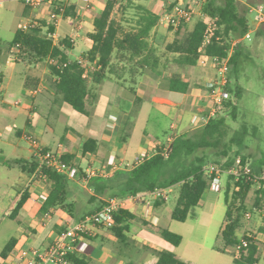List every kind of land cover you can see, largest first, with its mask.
Here are the masks:
<instances>
[{
  "label": "trees",
  "instance_id": "16d2710c",
  "mask_svg": "<svg viewBox=\"0 0 264 264\" xmlns=\"http://www.w3.org/2000/svg\"><path fill=\"white\" fill-rule=\"evenodd\" d=\"M258 4L264 7V0H248V6ZM114 5L115 0H108L104 9L94 18L93 31L88 34L92 45L84 55L94 68L89 71L86 78L82 76L84 68L68 53L73 47L72 44L68 40H62L56 45L52 43L50 34L54 30L53 24L42 21L39 26L30 27L26 31L18 29L8 44L9 48H18L22 56L26 55L33 62L53 59L52 62L47 61L48 85L61 102L68 104L80 114L88 115L87 99L95 98L96 86L108 75L114 76L122 83L127 82L128 88L134 92L136 77L144 68L158 71L160 57L156 54L155 46L149 41V37L159 17L142 8L137 19L138 25L125 28L111 16ZM200 9L216 18L217 25V30L210 43L206 45L205 52L209 56L226 57L231 49V41L249 30L245 11L240 9L238 0H206ZM42 27L47 29L43 32ZM204 28V23L197 20L187 34L182 38H174L166 45L168 52L176 54L174 61L179 66L196 65L197 50L203 39ZM242 45L243 42H240L232 46L229 58L230 78H233L237 71ZM1 53L2 50L0 57ZM230 78L226 89L229 95L237 100L241 97L243 88L231 83ZM168 81L169 91L185 93L189 90V82L183 80L179 73H173ZM2 82L0 72V84ZM224 106L228 110L224 115L210 117L192 134L188 132L174 134L169 144L157 145L150 156L135 161L130 168L116 170L109 177H87L80 170L81 174H78V178L81 180L85 178V186L70 180L58 170L46 167L37 158L14 159L6 165L18 166L22 171L33 176V180H47L49 183L47 196L39 209L40 214L60 208L68 213L75 223L86 215L102 209L112 197L137 196L155 188L177 186L178 194L171 211V218L185 221L193 215V209L204 193L210 189V183L203 173L206 164L216 163L226 170L233 165L236 158L247 162V158L250 157L249 153L243 152L247 147L245 137L249 135L245 125L241 124L239 130L227 136L229 125L226 116L235 120L237 103L227 100ZM96 150L97 140L87 138L83 142L82 154L95 153ZM62 159L69 163L73 156L66 154ZM250 165L253 173H259L264 165V153L259 159H254ZM254 185H258L255 189L254 205L259 207L264 199V183L253 181L251 176L247 175L240 176L238 180L228 176L223 191L226 204L225 224L220 230V236L226 247H233L240 240L237 231L241 227V218L246 210L245 198ZM29 186L30 184L20 191L8 213V218H16L29 198ZM163 203V200H156L155 206ZM113 219V225L104 229V233L113 235L119 244L132 246L126 232L130 231V222L138 217L127 208H119L114 211ZM141 221L148 224L146 220ZM262 223L263 225L259 227L260 235H264V212ZM64 228H60L59 231ZM159 232L172 247H177L182 241L180 234L167 228H161ZM89 235H86L87 240L91 239ZM101 236L105 237L104 234ZM244 237L249 239L247 236ZM16 241L15 237L9 238L0 252V261L14 249ZM154 254L155 264H190L177 257L171 249L155 250ZM67 259L69 264H89L86 257L78 253H69ZM234 261L238 264L257 263V245L252 242L246 254L240 259L234 258Z\"/></svg>",
  "mask_w": 264,
  "mask_h": 264
},
{
  "label": "crops",
  "instance_id": "0c3cea01",
  "mask_svg": "<svg viewBox=\"0 0 264 264\" xmlns=\"http://www.w3.org/2000/svg\"><path fill=\"white\" fill-rule=\"evenodd\" d=\"M107 1L61 0L59 6L63 8V11L60 12L56 24L50 19L51 9L48 6L31 8L21 0H3L0 5V50H2L0 72L3 80L0 84V167H9V169H16L18 172L15 182L17 190L14 191L7 209L3 211L1 220L4 217L8 218V213L20 191L30 184L29 198L16 218L12 219L17 222L14 235L17 240L16 245L21 243L22 246L44 247L60 232V228L73 223V219L68 213L60 208L50 209L46 214L39 213L44 201L41 194H47L48 191L47 180H33V176L22 171L18 166L6 165L14 159L31 160L36 158L33 148L24 139L25 134H33L44 147L59 150L62 156L72 155L73 159L69 163L77 164L86 175H88L87 169L100 170L107 166L108 168L112 167V171L109 173L111 176L116 170L129 167L130 164L132 166L135 159L139 158L138 150L141 151L140 156H150L157 145L164 143L158 137H148L142 134L136 144H130L129 136L127 137V125L132 113L137 116V119L139 118V108L140 113L142 109H148L144 116L146 122L150 118L151 109L162 116L176 118L178 126L177 128L173 126L174 131L171 132V136L185 133L190 129L192 116L190 107L194 99L196 100L197 94L194 93L195 90H192V83L187 75L175 68H166L167 62L163 58H160L158 71L146 67L140 72L136 77L134 92L128 88L127 82L122 83L114 76L108 75L96 86L95 98L88 97V115L78 113L80 116H77V112L68 104L61 102L49 87V70L42 69L40 63L22 61L17 55L20 52L18 48L8 47L12 39L10 41L2 40V34L5 33L11 34L13 38L15 32L21 29L22 24L27 23L31 27H37L40 22L44 21L54 26V30L50 34L53 44L68 40L73 46L68 52L69 55L75 59L84 57L86 51L79 55H73L72 50L79 42L85 40L90 41L88 49L91 47L92 41L88 34L93 31L94 18L104 9ZM177 2L187 4L188 0H115L111 16L123 27L130 28L138 25L137 19L142 8L159 17L164 9ZM159 25L157 21L151 32L159 29ZM46 29V27H42L43 32ZM161 33L157 32L158 35ZM175 65L179 66L176 62ZM93 68V64H90V70ZM173 73H179L183 80L189 82L190 86L187 92L169 91L168 78ZM211 75L212 73L202 77V83ZM39 83L44 84L43 91L34 97L30 96L28 90ZM102 101H105L106 105L100 112ZM147 103L148 107H145ZM129 106L130 108L137 106L138 112L134 113L130 108H126ZM110 114L118 117L121 126L118 134L111 133L108 128ZM87 138L97 140L95 153L82 154V144ZM171 140L170 137L167 141ZM68 178L85 186V178L79 179L78 174L68 176ZM140 196L141 200L128 202L127 209L138 217L131 221L130 225L134 222L142 224L141 220L148 222L149 230L143 226L144 237H139L136 231L134 233L126 232L132 243V246L127 247L119 244L113 235L104 233L106 228L97 226L91 228L89 235L91 239L87 240L84 250L76 253L86 257L89 264H155L154 251L168 249L167 241L161 237L159 232L161 228H166L162 225L163 217L159 215V210L162 209V206L165 207L166 203L160 206H155L156 201L147 204L148 194L144 193ZM204 199L213 205V196L208 195ZM202 200L200 199L199 203ZM23 211L24 214L21 216ZM171 211L172 209L169 211L170 217ZM40 219L43 222L40 223ZM20 222L24 223L23 227H20ZM165 222L167 224L166 218ZM102 234L105 237H102ZM261 236L264 235L261 234ZM256 245L258 261L255 264H264V260H260L263 248L258 241V235ZM178 246L171 247L176 250ZM146 257H148V261Z\"/></svg>",
  "mask_w": 264,
  "mask_h": 264
},
{
  "label": "rangeland",
  "instance_id": "374dc122",
  "mask_svg": "<svg viewBox=\"0 0 264 264\" xmlns=\"http://www.w3.org/2000/svg\"><path fill=\"white\" fill-rule=\"evenodd\" d=\"M238 4L240 9L245 11L251 35L249 40L243 41L237 71L233 75V78H230V70L228 73V78H230L231 83L240 86L243 88V91L239 99L236 100L230 95L227 99L236 102L238 108L235 120L226 116V121L229 125L227 136H231L235 130H239L241 124L247 127L249 135L245 137L247 147L243 152L250 154L247 162L251 163L254 159H259L264 153V27L263 21L260 22L257 20L255 11H250L248 0H238ZM197 20L198 17L194 15L189 22H185L177 28L159 23V29L151 32L149 37V41L155 46L156 54L167 62L165 64L167 66L166 68H175L179 72L183 71L192 83V90H195L194 93L197 94L195 96L196 100L194 99L190 107V111L192 112L190 129L186 131L191 134L202 127L210 117L221 116L228 112L223 103L219 109L212 113L213 105L206 98L207 90L205 84L211 76L206 78L204 83L201 80L202 77L213 73L212 69L199 66L197 63L195 66H176L173 60V58H176V54L166 50L168 43L172 42L176 37L182 38L193 28ZM160 28H163L161 29L163 31ZM158 31L160 33L163 32L161 33L162 35H158ZM258 31L259 33H257ZM11 39V34H2L3 41H10ZM89 42L87 40L79 42L72 50L73 55H79L87 51ZM17 55H19L22 61L26 60L34 64L40 63L42 69H48V60L33 62L26 55L22 56L20 52ZM105 105V101H102L100 112ZM145 107H148V103ZM126 108H130V106ZM130 110L134 113L138 112L137 106L131 107ZM146 111H148L147 108L142 109L140 113L139 108L138 119L136 115L131 114L127 125V137L129 136L128 140H130V144H136L142 134L148 137H158L160 141L166 143L168 138H172L171 132L174 131V127L177 128L178 120L170 116H162L160 113L151 109L150 118L146 122L144 120ZM76 114L80 116L78 113ZM167 144H169V141H167ZM137 152L139 153V158L143 157L140 156V150ZM138 159H135V161ZM17 174L16 169L0 167V252L9 238L14 237L15 229L17 228V222L15 220L6 217L1 220L3 211L7 209L14 191L17 190V185L15 184ZM227 180L228 176L224 173L221 174V182L223 184L221 190L216 193L207 190L201 198L204 201L202 200L201 203H198L193 209V215L189 216L185 221H177L170 217L169 211L175 206L178 194L177 186L172 187L169 199L167 202H164L166 206L161 207L162 209L159 210V215L163 217V227L182 236V242L176 250L171 247L170 243L166 242L168 249L172 248V251L180 259L190 264H238L234 261L233 247H226L220 236V229L225 223L226 204L224 202L223 191ZM257 187L258 185H254L245 198L246 210L241 218V227L237 231V236L242 238L255 231L258 235V241L263 248V251L260 253V260L263 261L264 236L259 235V227L263 225L262 214L264 212V199L259 207L254 205L255 189ZM208 195L214 197V206L205 201L204 198ZM246 213L249 214V217L245 215ZM23 214L24 211L21 216ZM165 218L167 219V224H165ZM39 222L41 223L43 221L40 219ZM145 225L147 224L134 222L130 225V232L134 233L136 231L139 237H144V232H142L143 228L147 227L146 230L150 229L149 225ZM21 226H24L23 222L20 224ZM21 247L22 244L18 243L13 251L18 252ZM146 258L148 261V257ZM135 259L138 260L137 258Z\"/></svg>",
  "mask_w": 264,
  "mask_h": 264
},
{
  "label": "built area",
  "instance_id": "2783aa9c",
  "mask_svg": "<svg viewBox=\"0 0 264 264\" xmlns=\"http://www.w3.org/2000/svg\"><path fill=\"white\" fill-rule=\"evenodd\" d=\"M26 6L31 8H39L41 6L50 7V19L56 22L60 17L63 8L59 6L61 0H21ZM89 2V0H82ZM206 0H188L187 4L182 2L174 3L167 7L159 16L158 22L166 26L179 27L182 23L189 22L193 16H197L198 20L204 23L203 39L198 47L197 65L209 67L213 73L205 84L207 94L206 98L213 107L212 113L219 109L228 99L229 93L226 89L228 84V73L230 70L229 58L232 52V46L250 39L251 31L248 30L244 35L237 37L231 41V49L226 57L209 56L205 52V47L210 43L215 31L217 30L216 18L209 16L201 11L200 7ZM3 0H0V5ZM250 11H255L257 20L264 21V7L261 4L249 6ZM57 10V11H56ZM30 24H22L21 30L26 31L30 28ZM53 59H48L52 62ZM77 63L84 68L83 77H87L90 71V62L83 56L77 58ZM44 89V84H37L28 90V94L32 97L40 94ZM18 103V102H16ZM108 128L111 133L118 134L120 132V124L116 115L108 116ZM24 139L30 144L35 152L36 158L46 167L53 168L67 176H75L80 173V169L75 163H66L62 159L61 151L52 150L44 147L33 134H25ZM172 139V138H171ZM144 158L141 157L138 161ZM110 167V166H109ZM112 167H102L100 170L87 169V176L106 177L111 173ZM203 173L210 183V190L219 192L223 186L221 182V174L233 176L234 180L242 175L251 176L253 181H262L264 183V165L259 173H253L250 162H242L241 158H236L233 165L228 169H222L216 163H208L203 167ZM170 188H155L153 191L147 192L149 199L147 204H152L156 200L167 201ZM44 200L47 194H41ZM141 200V196H127L123 198L112 197L107 204L99 211L86 215L82 220L68 224L62 231L52 238L44 247L33 245H23L18 252L13 250L0 264H69L67 255L69 253L81 252L87 245L86 235L91 233L93 227L110 228L113 225V213L119 208H127L128 202ZM44 202V201H43ZM249 217V214H245ZM245 237L240 238L239 242L233 246V255L236 259H240L246 254L248 246L253 242L256 244L257 233L253 231Z\"/></svg>",
  "mask_w": 264,
  "mask_h": 264
}]
</instances>
